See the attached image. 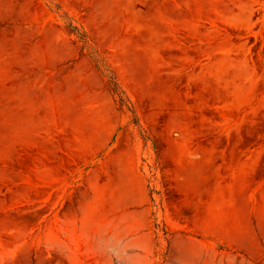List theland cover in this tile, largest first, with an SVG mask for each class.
<instances>
[{"label": "rangeland", "instance_id": "rangeland-1", "mask_svg": "<svg viewBox=\"0 0 264 264\" xmlns=\"http://www.w3.org/2000/svg\"><path fill=\"white\" fill-rule=\"evenodd\" d=\"M0 264H264V0H0Z\"/></svg>", "mask_w": 264, "mask_h": 264}, {"label": "bare ground", "instance_id": "bare-ground-1", "mask_svg": "<svg viewBox=\"0 0 264 264\" xmlns=\"http://www.w3.org/2000/svg\"><path fill=\"white\" fill-rule=\"evenodd\" d=\"M20 121V120H19ZM15 137V136H14ZM13 141H15V140H13ZM7 142V141H6ZM17 142V141H16ZM12 143V142H11ZM14 143V142H13ZM16 144V143H15ZM15 148V147H14ZM20 165V164H19Z\"/></svg>", "mask_w": 264, "mask_h": 264}]
</instances>
